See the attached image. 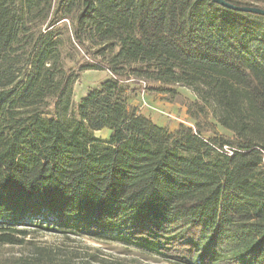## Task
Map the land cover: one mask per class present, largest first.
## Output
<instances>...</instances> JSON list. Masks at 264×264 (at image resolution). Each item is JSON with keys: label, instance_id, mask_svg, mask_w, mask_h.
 <instances>
[{"label": "trees", "instance_id": "obj_1", "mask_svg": "<svg viewBox=\"0 0 264 264\" xmlns=\"http://www.w3.org/2000/svg\"><path fill=\"white\" fill-rule=\"evenodd\" d=\"M52 2L0 0V245L30 248L3 264H264V16L210 0H65L48 20ZM74 19L104 45L98 63L64 66L55 27ZM98 68L109 76L73 106L77 70ZM130 81L190 89L193 126L169 131L130 107ZM38 230L160 259L60 251L28 238Z\"/></svg>", "mask_w": 264, "mask_h": 264}, {"label": "rangeland", "instance_id": "obj_2", "mask_svg": "<svg viewBox=\"0 0 264 264\" xmlns=\"http://www.w3.org/2000/svg\"><path fill=\"white\" fill-rule=\"evenodd\" d=\"M250 1V0H240ZM65 0H53L52 8L48 14V20L57 19L58 15H55V11L64 4ZM62 21V20H61ZM58 22L57 28L58 35L63 39L62 43V60L64 66L77 67L78 65H86V63H98L101 59L106 57L105 47L100 44L90 33V27L88 25H79L74 20H64ZM46 27V23L39 27L34 28L38 35V31H43ZM78 29L81 35L82 44L77 42L74 38V31ZM69 35L70 40L67 38ZM85 57L84 60L81 58ZM109 76V72L106 69H79L77 70V77L74 81L72 88L71 101L73 106L79 101V99L86 95L90 88L98 87L100 83ZM129 88L135 87V92L130 93V99L128 105L135 107L138 112L143 113L149 119L157 124H162L169 131L175 130L180 123L187 126H193L192 120L187 113L188 104L195 99L193 92L185 87H177V94H163L153 92L149 89V85L144 84L143 81L128 82ZM155 85V84H153ZM205 125L207 122L202 120ZM218 131L222 130L216 126ZM109 129L104 128L100 131H96L94 134L99 137H107ZM209 135V133H204ZM34 239V243L38 245H51L58 246L60 251L69 249L71 251L80 253V249L84 246L89 248H98L105 254H111L113 256H136L143 259H149L151 262L159 261V257L156 255H150L143 252L139 248L124 245L111 240H93L89 238H77L70 236L69 238L63 237L56 232H47L44 230H38L31 233L28 237ZM30 253L29 246H9L0 245V264L9 261L13 257H19L21 254L27 255ZM61 256V255H60Z\"/></svg>", "mask_w": 264, "mask_h": 264}, {"label": "water", "instance_id": "obj_3", "mask_svg": "<svg viewBox=\"0 0 264 264\" xmlns=\"http://www.w3.org/2000/svg\"><path fill=\"white\" fill-rule=\"evenodd\" d=\"M216 4H219L223 7L237 10V11H243V12H250V13H256L259 15L264 16V9L257 7V6H247V5H235L227 0H210Z\"/></svg>", "mask_w": 264, "mask_h": 264}, {"label": "crops", "instance_id": "obj_4", "mask_svg": "<svg viewBox=\"0 0 264 264\" xmlns=\"http://www.w3.org/2000/svg\"><path fill=\"white\" fill-rule=\"evenodd\" d=\"M141 114H143V113H141ZM144 115V114H143ZM144 116H146V115H144ZM147 117V116H146ZM149 118V117H148ZM155 123V122H154ZM157 124V123H156ZM158 125H160V126H162V124H158Z\"/></svg>", "mask_w": 264, "mask_h": 264}]
</instances>
